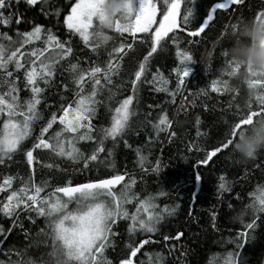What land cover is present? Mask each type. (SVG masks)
<instances>
[{"label": "trees", "instance_id": "16d2710c", "mask_svg": "<svg viewBox=\"0 0 264 264\" xmlns=\"http://www.w3.org/2000/svg\"><path fill=\"white\" fill-rule=\"evenodd\" d=\"M73 2L75 0H48L47 4H43L39 0L36 5L29 6L25 0H19L18 3L13 0L8 11L19 14L21 22L17 24L14 15L10 25L0 24V32L7 31L15 37L17 30L30 31L34 24L39 23L44 29L51 28L61 39L71 40L74 45L73 52L61 62L51 86L45 90L44 96L49 107H44L43 100L38 106L45 119L34 123L32 135L23 144L31 147L42 124L51 111L59 106L60 95L71 98V91L64 89L65 83L69 89L74 87L70 72L64 70L69 62H78L84 68H90L93 62L105 67L110 58L109 53H112V63L116 65L118 61V68L112 74V84H105L101 98L109 107L114 108L119 100L133 94L134 101L130 107L135 114L130 117L129 127L121 136L115 141L111 138L105 140L104 151L97 154L96 161H88L87 167L83 159L73 161L68 157L56 156L48 149H33L37 159L33 161L31 169L23 151H17L11 159L5 157L4 163H0V184L5 177L11 176L14 179L10 188L0 191V202H4L11 191L18 189L21 180L30 174L36 183L47 181L50 187L45 192H48L52 187L63 183H83L90 178H108L112 174L127 172L128 175L116 189L119 190L129 180L135 181L131 184L130 191L135 194L136 199L124 206L129 213L136 211L139 201L146 197L154 198L157 210L167 206L173 211L171 214L164 213L163 219L156 225L155 233L141 234L137 231L134 236H130L127 231L130 220L118 219L113 226V245L106 250V255L113 264H119V259L127 251L126 244L132 241L139 248L132 258L133 264H224L230 251L240 252V256L236 258L238 264L240 261L243 264H264V213L250 214L243 223L233 222L231 219L235 210L253 203L261 194L260 189L264 188V149L259 150L246 163H241L230 154L229 145L208 164L199 163L208 150L229 138L232 125L246 114L249 104L253 110H257L255 96L249 100V92L264 91L259 85L250 90L246 83L240 84L233 76L226 75L225 58L222 55V50H227L230 45L226 38L213 50L210 60L206 61L202 54L210 47L211 41L220 36L224 25L229 26L230 32L232 23L238 26L242 21L253 20L257 11L264 10V0H243V3L230 6L228 10H217L214 21L210 22V26L200 37H188L187 31H181L180 28L169 33L146 62V71L137 81L135 93L131 80L135 79V71L139 70V64L151 50V32L157 25L149 33H136L135 39L129 33L121 34L108 29L106 34L111 39L93 48L85 45L78 35H70L63 25V17ZM217 2L219 0H181L178 22L186 7L195 6L197 9L193 10L192 23L199 26ZM154 3L157 5L159 20L165 10L164 0H154ZM138 4L137 0V7ZM54 8L61 9L59 16L53 14ZM173 35L177 37L178 43L174 44L169 39ZM189 39L198 40L199 43L188 45ZM122 43L125 47L121 52H112L113 48ZM127 44H132L133 47L129 49ZM33 45L42 47L41 41H34ZM177 49L186 50L193 57L192 61L187 62L189 75L184 77V84L179 91H176L177 72L172 69L182 71L184 62L177 58ZM17 75L19 95L23 98L29 93L21 82L23 73ZM161 77L168 81L166 91L157 90L162 88ZM214 79L228 80L235 91H212L211 82ZM86 81L85 87L90 88L91 82L87 77ZM109 88L114 94L110 101L107 99ZM161 115L170 121L167 131H158L153 127L159 122ZM197 118L200 120L199 125L196 123ZM2 119L0 117V122ZM92 122L97 128L101 125L109 126L110 113L105 104L98 106L97 115ZM58 126L57 121L53 129L49 130L50 133ZM197 128L201 133L199 136L196 134ZM125 141L128 146H125ZM95 143L96 141H78L77 146L88 155ZM108 149L112 150L111 157L107 155ZM138 151L144 158L143 161L137 156ZM157 162L159 170L154 172L152 168L156 167ZM197 174L201 177L200 181L196 180ZM222 175L228 191L219 189V178ZM253 220L255 227L246 230L245 225ZM0 228L3 229L0 231V249L3 250L0 252V261H4V264H9V261L14 264L23 259L25 253L28 258L39 261L50 251L51 241L47 235L45 220L34 212L20 211L19 217H5L0 213ZM238 232H245V236L241 238L244 244L242 249H236L233 243ZM178 233L180 235L177 238ZM165 235L169 237L168 240L164 239ZM141 239H147L148 243L140 245Z\"/></svg>", "mask_w": 264, "mask_h": 264}, {"label": "snow or ice", "instance_id": "6c2138e0", "mask_svg": "<svg viewBox=\"0 0 264 264\" xmlns=\"http://www.w3.org/2000/svg\"><path fill=\"white\" fill-rule=\"evenodd\" d=\"M13 0H0V24L10 25L15 15L16 23L21 22V16L8 11L12 7ZM19 0H17V3ZM38 0H25L29 6L36 5ZM47 4L48 0H42ZM103 0H75L70 4V8L63 17V25L69 30V34H75L80 37L85 45L93 48L110 39L108 35H101L95 32V26L98 20L102 19L99 14V5ZM243 3V0H219L213 9L208 12L199 26H194L193 10L197 7H186L180 22L181 0H164L165 10L157 20V5L154 0H139L138 10L133 9L131 0H126V11L118 17L109 29L123 34L129 33L135 39L136 33H149L153 25H157L151 32V50L139 64V70L135 71V79L131 80L133 93L137 88V81L140 80L143 72L146 71V62L153 53L157 51V45L164 37L173 33L175 29L187 31L188 37H200L202 33L214 21V14L217 10H228L230 6ZM7 12V14H5ZM60 8H54L53 14L59 16ZM48 13H45L47 15ZM257 23H264V10L257 11L253 19ZM183 26H189L184 28ZM228 25L221 29L220 36L223 38L228 33ZM237 24L232 23L231 29L234 32ZM172 42L178 43L175 35L169 37ZM34 41H41L42 47L33 45ZM199 43L198 40L189 39L188 45ZM31 47H26L30 46ZM125 47L122 43L119 47L113 48L112 52L119 53ZM127 48H132V44H127ZM74 45L71 40H63L53 33L51 28L44 29L39 23L34 24L30 31H16L15 37L9 35L7 31L0 32V163H4L5 157L11 159L17 151H23L26 156L27 164L31 169L33 161L37 159L34 156L33 149H48L56 156L68 157L73 161L84 160L85 166L88 161H96L98 153L104 151L105 140L111 138L114 141L121 136L125 129L129 127L130 117L135 114L130 107L134 101V95L129 94L122 100H119L114 108L109 107L101 98L105 84H112V74L118 68V61L113 65L112 53H109V59L105 67L99 66L93 62L90 68L82 67L78 62H69L65 71L70 72L71 82L74 85L69 89L67 83L64 84L65 91H71V98L66 95H60L59 106L55 111H51L46 122L40 127L39 135L35 137L31 147H26L23 142L32 135L34 123L38 120H44L38 106L42 100L45 101L44 107H49L44 96L45 90L52 84L54 75L57 73L61 62L68 58L73 52ZM225 58L226 75L232 77L238 70V66L233 65L232 60L227 55V50H222ZM176 56L184 62L183 70L173 68L177 72L178 81L176 91H179L184 84V77L189 75L188 63L193 60L188 51L177 49ZM250 72V70H248ZM23 73V88L28 91L26 97L19 95L20 86L18 73ZM159 72V69H157ZM251 74V73H250ZM86 77L91 82V87L86 88ZM102 79L103 82L102 83ZM155 79V78H154ZM153 83V81H148ZM168 81L161 77L160 84L162 88L157 90H167ZM250 90H254L257 85L264 89V79L253 78L247 83ZM212 91H235L229 85L228 80H213L211 82ZM107 99L110 101L113 93L109 88ZM203 91V90H202ZM206 94V93H205ZM255 96L257 110L248 106L246 114L235 122L229 133V138L224 140L218 146L208 150L204 157L199 160L201 164H208L213 157L232 145L233 139L237 138V133L250 125L254 117L259 119L264 116V91H250L249 100ZM105 104L110 113L109 126L101 125L99 128L93 124V119L97 115V108ZM58 121V127L50 133L53 125ZM170 121L167 117L161 115L159 122L153 127L158 131H167ZM197 125L200 120L197 118ZM164 125V127H161ZM48 133L49 135H45ZM197 136L201 135L197 128ZM175 135V133H173ZM78 141H96L90 154L85 155L77 146ZM125 146H128L125 141ZM192 146H195L193 144ZM197 151H200L197 148ZM107 155L111 157L112 150L108 149ZM141 161L144 158L137 152ZM51 167V165H48ZM112 167V165H109ZM143 167V163H141ZM159 170V162L152 171ZM127 172L123 174H112L108 178H94L80 183L72 181L63 183L51 188V191L45 192L50 187L47 181L36 183L30 174L26 179L21 180V186L10 192L4 202H0V213L5 217H19L20 211L35 213L43 217L47 225V235L50 237V251L46 257L33 260L27 257L17 260L14 264H113L106 255L108 247L113 245L115 232L113 226L118 219L130 220L127 231L130 236H134L137 231L143 233H155L156 225L163 219L165 212L171 214L167 206L164 209L157 210L154 198L146 197L139 201L137 210L129 213L124 206L136 199L134 193L130 191L134 180L124 183L119 190L117 185H121ZM13 177L8 176L0 184V191L10 188ZM219 189L228 191L225 184V177L220 176ZM196 180L201 177L197 174ZM44 193L43 195H41ZM260 195L256 197L253 203L245 205L253 209V215L264 213V188L260 189ZM163 193H161L162 195ZM143 212V214H141ZM215 214H213V217ZM15 223V220H13ZM243 223V222H242ZM255 220L245 225V229H253ZM0 231H3L0 228ZM10 231V229H9ZM177 234V238L179 237ZM245 232H238L233 240L236 249H242L244 244L241 240ZM168 240L167 235L164 236ZM2 243V241H0ZM148 243L147 239H141L140 245ZM127 251L119 259V264H133V257L136 256L139 248L134 241L126 244ZM3 250L0 249V252ZM158 255V254H157ZM239 251H230L224 264H238L237 257ZM4 264V261H0ZM9 264L13 262L9 261ZM239 264H243L242 261Z\"/></svg>", "mask_w": 264, "mask_h": 264}, {"label": "clouds", "instance_id": "9594fccd", "mask_svg": "<svg viewBox=\"0 0 264 264\" xmlns=\"http://www.w3.org/2000/svg\"><path fill=\"white\" fill-rule=\"evenodd\" d=\"M125 11L126 0H103V3L99 5V14L102 19L98 20L94 31L105 35V30L109 29ZM225 38L230 41L227 55L231 58L233 65L238 66L239 69L233 77L240 84H247L253 78L264 79V23L245 20L234 32H228L223 38L217 37L202 54L206 61L212 58L213 50ZM261 149H264V116L254 119L250 125L237 133V138L232 142L230 154L239 162L246 163ZM252 213L251 207L244 206L235 210L231 219L233 222L242 223L245 217Z\"/></svg>", "mask_w": 264, "mask_h": 264}, {"label": "rangeland", "instance_id": "374dc122", "mask_svg": "<svg viewBox=\"0 0 264 264\" xmlns=\"http://www.w3.org/2000/svg\"><path fill=\"white\" fill-rule=\"evenodd\" d=\"M138 2H139V0H138ZM131 5H132V7H133V9L135 11L136 10V7H137V0H131ZM138 8H139V4H138V7H137V10H138ZM154 26H156V25H153V28H154ZM106 30H108V29H106ZM106 30H105V32H106ZM141 213L143 214V212H141Z\"/></svg>", "mask_w": 264, "mask_h": 264}]
</instances>
